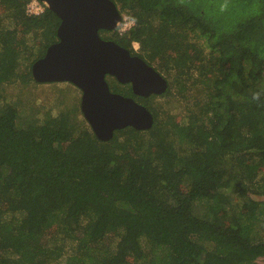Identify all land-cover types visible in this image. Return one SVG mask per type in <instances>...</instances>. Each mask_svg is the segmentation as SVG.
Masks as SVG:
<instances>
[{
    "label": "trees",
    "instance_id": "16d2710c",
    "mask_svg": "<svg viewBox=\"0 0 264 264\" xmlns=\"http://www.w3.org/2000/svg\"><path fill=\"white\" fill-rule=\"evenodd\" d=\"M112 1L134 26L102 31L162 59L168 87L144 98L109 81L153 124L101 141L78 106L7 99L34 82L60 19L0 0V264H264V200L250 196L264 195V0ZM173 88L179 121L152 102Z\"/></svg>",
    "mask_w": 264,
    "mask_h": 264
},
{
    "label": "water",
    "instance_id": "95a60500",
    "mask_svg": "<svg viewBox=\"0 0 264 264\" xmlns=\"http://www.w3.org/2000/svg\"><path fill=\"white\" fill-rule=\"evenodd\" d=\"M60 19L57 40L46 46L30 67L37 83L68 82L81 91L79 109L95 137L112 138L125 127L148 130L151 112L132 97L112 92L106 75L128 83L134 95L147 97L166 91L167 80L152 65L99 30H115L120 12L112 0H39Z\"/></svg>",
    "mask_w": 264,
    "mask_h": 264
},
{
    "label": "rangeland",
    "instance_id": "374dc122",
    "mask_svg": "<svg viewBox=\"0 0 264 264\" xmlns=\"http://www.w3.org/2000/svg\"><path fill=\"white\" fill-rule=\"evenodd\" d=\"M157 26L158 23L155 22L153 28L156 29ZM40 49H42V47H40ZM146 58L156 70H159L163 63L162 59L153 55H148ZM194 90H196L195 94H200L197 88H193V91ZM190 92H192V90ZM80 96L81 91L68 82L37 83L35 81H30L26 84L17 82L7 88V99L9 101L13 100L20 110L25 109L29 113H41L46 109L55 112L57 106H60V104H57L58 102H61L62 105L79 107ZM152 102L158 105L161 104L162 110L168 111L177 121L185 117V102L176 95L174 88L165 96L155 97ZM250 196L256 200H264V195ZM54 231V227L50 228L47 230L45 237H41V241L44 245L45 243L48 244V237L52 235ZM106 241H111V237L108 236ZM213 251L221 253L219 247H213Z\"/></svg>",
    "mask_w": 264,
    "mask_h": 264
},
{
    "label": "built area",
    "instance_id": "2783aa9c",
    "mask_svg": "<svg viewBox=\"0 0 264 264\" xmlns=\"http://www.w3.org/2000/svg\"><path fill=\"white\" fill-rule=\"evenodd\" d=\"M45 4L39 0H29V2L25 6V13L27 15H37L41 13L44 9ZM134 26V21L126 14L120 13V21L116 27V32L120 35L126 33ZM138 43L132 42L131 47L137 51Z\"/></svg>",
    "mask_w": 264,
    "mask_h": 264
},
{
    "label": "flooded vegetation",
    "instance_id": "af4514ba",
    "mask_svg": "<svg viewBox=\"0 0 264 264\" xmlns=\"http://www.w3.org/2000/svg\"><path fill=\"white\" fill-rule=\"evenodd\" d=\"M99 35L101 36V38H103V39H105V40H111V39H109L108 37H110V36H112V34H110V32H105V31H102V30H99ZM131 54V53H130ZM132 55H136V54H132ZM113 79H115L114 77H112V76H110V75H106V80H107V82L108 83H110L109 81H111V80H113ZM116 81V80H115ZM119 83V82H118ZM121 84V83H120ZM109 85V84H108ZM121 85H125V86H129L130 87V85L128 84V83H126V84H121ZM110 89V88H109ZM130 89H131V87H130ZM112 91V90H111ZM112 92H114V91H112ZM132 92V91H131ZM116 93H119V92H116ZM119 94H121V93H119ZM133 94V93H132ZM122 95H124V96H129L128 94H122ZM134 95V94H133ZM151 95H153V94H150V95H148L147 97H149V96H151ZM156 95V94H155ZM135 96H138V95H135ZM129 97H131V96H129ZM139 97H142V96H139ZM147 97H144V98H147ZM133 98V97H132ZM134 100H135V98H133Z\"/></svg>",
    "mask_w": 264,
    "mask_h": 264
}]
</instances>
